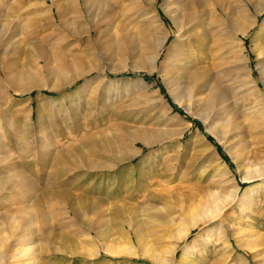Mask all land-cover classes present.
Instances as JSON below:
<instances>
[{"label": "rangeland", "instance_id": "obj_1", "mask_svg": "<svg viewBox=\"0 0 264 264\" xmlns=\"http://www.w3.org/2000/svg\"><path fill=\"white\" fill-rule=\"evenodd\" d=\"M105 1V15L96 11L94 18L100 28L112 26L108 41L96 39L87 46L90 36L75 35L61 42L70 43L61 54L83 57L85 71L77 77L73 69L56 68L53 47H46L52 68L41 72L23 48V42L46 44L64 36L54 6L65 8L72 0H0V45L26 57L20 63L25 72L12 85L40 84L12 93L0 107L1 264H157L153 255L171 259L162 264H264V172L244 178L264 160V87L259 81L264 10L257 13L254 7H264V0H205L197 17L198 28L208 35L203 52L239 100L235 111L262 124L260 142H247L254 166H238L229 147L207 130L201 105L187 111L189 101L177 99L174 86L166 85L174 59L173 53L166 58V50L176 32L163 0H154L151 8L135 0ZM73 2L84 13L83 0ZM158 19L171 35L158 68L149 72L140 65L150 59L149 37L142 33L158 35ZM254 19L242 35L239 29ZM93 35L101 36L98 31ZM210 125L220 131L219 123ZM181 131L179 139L173 137ZM142 133L151 141L132 143V136ZM225 197L229 202H221ZM217 198L223 209L216 214L208 209L205 221L177 242L173 257L167 221L178 229L184 225L179 219L194 206L212 205ZM129 224L140 229L144 238L139 243Z\"/></svg>", "mask_w": 264, "mask_h": 264}, {"label": "bare ground", "instance_id": "obj_2", "mask_svg": "<svg viewBox=\"0 0 264 264\" xmlns=\"http://www.w3.org/2000/svg\"><path fill=\"white\" fill-rule=\"evenodd\" d=\"M135 1L138 3L137 4L138 6H142V7L147 6L148 8H151L154 4V0H135ZM204 1L205 0H163V2H162L163 9L168 14V16H169V18L173 24V27L175 28V32H176V37H175L173 43L172 44L170 43L171 45L166 50L167 51L166 58L168 55L170 57L171 54L173 53L174 59L172 60L171 68L168 69L166 72V73H168L169 78L168 79L166 78L165 83L169 87L174 86L173 89L176 91V94L178 95V96H175L177 99H182V100L187 99L189 101L187 104L184 105L187 111L191 112L193 109L192 108L193 105H196V104L201 105V116H202L204 122L206 123V125L208 126L207 130H209L226 147H229L228 151H229L231 157L234 160H237L238 166H241V165L254 166L256 163L255 157H253L250 153H248L247 144H249V143H247V142H251V143L252 142H254V143L260 142V141H258L260 137L257 134L261 128L263 129V127L261 125L264 123L259 125L260 123L258 122L259 124H257V122H255L253 117L250 116L249 114H248L249 116L245 117V116L239 115L235 111V108L237 109V105H238L239 100L237 97H235V95H232L231 91H233V90L230 89L232 86H230V83H228V80L226 78L224 79V77H226V76H224L225 74H222L221 70H217L216 69L217 67H215L216 66L215 64H210V62H209L210 56L208 57V55L203 52L202 45L204 43L203 42L204 37H207L208 35L206 36L207 32L205 31V29L203 30L201 28L200 29L198 28L200 24L198 23L197 19L199 20L200 18H197V17L199 14L198 10L203 5ZM105 2H106L105 0H83V3H84L83 4V6H84L83 11H84V13L78 9V7L75 5L77 2L74 4L73 0L71 2L72 4L71 3L67 4L68 5L67 7H65L66 6L65 5L64 6L65 8L59 7V5L58 6L55 5L54 9H55L56 15L53 17L55 19V22H56V20H58L59 27L63 28L65 30V33L63 32L64 31L63 29H62L63 31L61 29H58V30L59 31L61 30L65 35L62 37H54L53 36L54 39L53 38L50 39V43H48V41H46L47 42L46 44L42 41H35L36 43L23 42V44H24L23 48H24V51H26V57L31 58L29 60H31V66L35 69V71L37 70L38 72H41V71H44L47 69L49 70L50 65L52 63H51V57L48 56V54L46 53L47 52L46 47L51 46V47H53L52 53L55 50L53 57L55 58L54 60H57L56 68H58V69H64L65 68L66 70L67 69H70V70L73 69L74 74H76L75 76H77V77L80 76L81 74H83L85 70H83L82 66H81V63H83L82 55H80V53L68 54V55H71V57H72V59H69V58H67L68 55L66 56V54H61V52H65V50H67V49L70 50V47H69L70 43L69 44H62L63 43L62 40L67 42L66 39L70 36L87 35V36L91 37V38L89 37L90 39H88V41L86 40L87 46L89 45V43L91 41L97 42L96 39L102 40V41H104V40L108 41L112 36V32H113V31H111V30H113L112 26L107 23L108 24L107 26L102 24V25L106 26L105 28H100L99 25L97 24V22H95L96 19L94 18V12H96V11H97L98 16L103 18V15H105V14H103ZM24 5H26V4H24ZM24 5H22L21 7H23ZM165 5H168V7H169L168 12L165 9ZM26 6L28 7V5H26ZM80 7H82V6H80ZM254 7H255V10L257 11V13H261L264 10V7H259L258 5L254 6ZM21 11L22 10H20V12ZM28 11H30V10H28ZM22 13H24V12H22ZM104 20L105 19L101 20L100 22H102ZM159 21H160V24H159L160 32L158 35L151 34L150 31L145 32V33L143 31H141V33L143 32L142 35H144V37H146V36L149 37L147 40L148 42H146V43H147V46L149 47L148 52L150 53V59H149V61L147 59H144L143 61L140 62V65H141V67H144L145 69H147L149 72L158 68L157 60L159 58V55L161 53L162 48L164 47V45L167 42V38H169L168 36L171 35L170 30L167 28L165 23L161 19ZM254 23H255V19L252 22L251 21L248 22L247 26L243 25L244 27L239 29L240 33L242 35L247 34V32L250 30V28L252 27V25ZM113 26H115V24H113ZM51 28H52V26H51ZM56 28H57V25H56ZM48 30H49V28H48ZM58 30H57V32H58ZM97 31L101 34V36L94 38L93 33L96 35ZM259 31H261V33H262V31H264V20L260 24ZM39 33H40V35L42 34L41 32H39ZM50 33H53V31L48 32V34H50ZM42 37H43V35H42ZM45 37H43V38H45ZM140 37H141V34H140ZM46 39H47V37H46ZM59 39H61V40H59ZM32 41H34V40H32ZM1 43H3V42H1ZM110 43L111 42H109V44ZM19 45H21V42H19ZM49 50H51V49H49ZM17 52H19V51L16 50L15 47L12 48V47H9L5 44L0 45V107H2L3 105L5 106V104H7L6 99H8V97L11 96L12 93H15V94L16 93H22L24 91L30 90L33 87H38L40 85L39 83H37L35 81H30L27 83V85L25 87H21V88H15L12 85L13 80L16 77L22 76V74L25 72V71L23 72L24 69L21 67V64H25V63H23V62L21 63V61L23 58H26V57H23L24 55L22 56L23 51L20 52L19 54ZM260 54L264 56V44L260 48ZM51 68H50V70H51ZM53 68H54L53 70H55V67H53ZM163 68H162V70L159 68L160 73L163 72ZM165 70H164V72H165ZM164 75H166V74H164ZM259 81L262 82L263 87H264V69L261 70V75H260ZM259 81L256 80L254 82V86L256 88H259ZM234 88H235V86H234ZM40 104H41V102L38 103V106ZM203 113H205V114H203ZM212 123L214 125H215V123H219L220 131L213 130L214 128L210 125ZM122 126H123V129L126 128V127H124L125 125H122ZM77 129L78 128H76V130ZM120 129L121 128H119V130ZM183 131L174 134L173 137L176 139H179L181 137ZM159 133L162 135L164 134L167 137L168 136L171 137L170 134H168L167 132H164V133L159 132ZM246 134L250 135L249 139H246V138L241 139L240 138V137H246ZM161 137H163V136H161ZM132 140H133L132 143H134L136 140H140L143 143H148L151 141V138L146 137L142 133V134L133 135ZM159 141H161V139ZM79 157H81V155ZM257 164H258V166L255 167L256 172L253 174H251V173L245 174L244 178L249 180L255 176L261 175L264 172L263 171L264 170V160H262V159L258 160ZM20 175H18V176L20 177ZM20 179H22V178H20ZM13 180L11 179L10 181L13 182ZM17 181H19V179H17ZM234 193H233V195H234ZM209 199H211V198H208V200ZM224 199H228V202H229V198H227V197L223 198V200L221 202H223ZM220 200H221L220 198H217V199H215V201H212V205L200 204V205L194 206V209L191 208L192 210L189 213V215H187V218L185 216H183L179 219V221L184 223V225L178 229H173V227L171 226V222L168 223V221H167V225L169 227V232H168V234L166 232V235L169 236L171 238V240L173 241L171 244V249H170V252L172 253L173 257H174V254H176L175 253V245L177 244V242L186 236V234L188 233V231L191 227L196 226L198 224H201L203 221H205V218L208 217V215H209L208 209L209 210L210 209L216 210V212L213 211V213L216 214L217 211L223 207ZM225 204H227L226 201H225ZM70 205H71V209H73L74 206H72V202L70 203ZM28 208H26V209H28ZM76 208H77V206H76ZM88 208H89V210L91 209L90 207H88ZM75 209H73V211H72L74 214H75V212H74ZM90 211H92V209ZM32 213L33 212H31V214ZM21 214L19 216H21ZM77 215H78V213H77ZM20 219H23V217ZM5 221H6V219H5ZM8 221H10V220H8ZM129 227H130V230L136 239V242L139 243V241L143 237L141 235V233L139 232L140 229L138 230L136 224H129ZM131 242H133V241L130 240L129 243L131 244ZM20 250L22 251L23 249H20ZM126 250L127 251L130 250V246L127 247ZM16 253H18V252L15 251L14 254H16ZM1 260L2 259H0V264H1ZM151 260L155 261L157 264L158 263L162 264L161 262H165V263L171 262L170 261L171 259H163L162 257L159 258L157 255H153Z\"/></svg>", "mask_w": 264, "mask_h": 264}]
</instances>
